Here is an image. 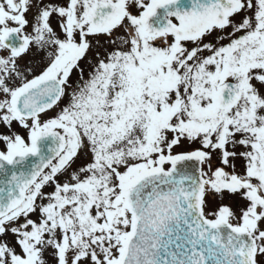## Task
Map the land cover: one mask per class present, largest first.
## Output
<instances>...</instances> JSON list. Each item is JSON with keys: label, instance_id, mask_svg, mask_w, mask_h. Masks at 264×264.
<instances>
[{"label": "snow or ice", "instance_id": "obj_1", "mask_svg": "<svg viewBox=\"0 0 264 264\" xmlns=\"http://www.w3.org/2000/svg\"><path fill=\"white\" fill-rule=\"evenodd\" d=\"M0 264H264V0H0Z\"/></svg>", "mask_w": 264, "mask_h": 264}, {"label": "flooded vegetation", "instance_id": "obj_2", "mask_svg": "<svg viewBox=\"0 0 264 264\" xmlns=\"http://www.w3.org/2000/svg\"><path fill=\"white\" fill-rule=\"evenodd\" d=\"M45 2H46V1H45ZM215 163H217V161L214 160V164H215ZM240 163H241V162H238V166H239ZM225 203H230V204H231V203H233V201H231V200H226Z\"/></svg>", "mask_w": 264, "mask_h": 264}, {"label": "rangeland", "instance_id": "obj_3", "mask_svg": "<svg viewBox=\"0 0 264 264\" xmlns=\"http://www.w3.org/2000/svg\"><path fill=\"white\" fill-rule=\"evenodd\" d=\"M46 2H47V0H46ZM54 19H55V18H53V20H54ZM54 24H55V23H54ZM27 57H28V56H26L25 58H27ZM25 58H24V59H25ZM50 114H51V113H50ZM21 131L23 132V130H21Z\"/></svg>", "mask_w": 264, "mask_h": 264}]
</instances>
